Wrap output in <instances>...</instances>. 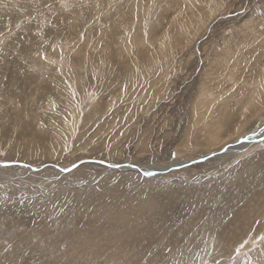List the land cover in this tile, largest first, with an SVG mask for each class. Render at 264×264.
<instances>
[{"label":"rangeland","instance_id":"374dc122","mask_svg":"<svg viewBox=\"0 0 264 264\" xmlns=\"http://www.w3.org/2000/svg\"><path fill=\"white\" fill-rule=\"evenodd\" d=\"M263 94L264 0H0V264H264Z\"/></svg>","mask_w":264,"mask_h":264},{"label":"bare ground","instance_id":"6f19581e","mask_svg":"<svg viewBox=\"0 0 264 264\" xmlns=\"http://www.w3.org/2000/svg\"><path fill=\"white\" fill-rule=\"evenodd\" d=\"M99 1V0H98ZM189 1V0H188ZM182 2V1H181ZM131 3V2H130ZM98 4V3H97ZM140 5H141V3H139ZM208 4V3H207ZM50 5V4H49ZM131 5V4H130ZM19 6V5H18ZM111 6V5H110ZM199 6V5H198ZM100 7V6H99ZM105 7V6H104ZM130 7V6H129ZM179 7V6H178ZM203 7V6H202ZM17 8V7H16ZM125 8H126V6H125ZM83 9V8H82ZM128 9V8H127ZM75 10V9H74ZM97 10V9H96ZM100 10V9H99ZM123 10V9H122ZM130 11V10H129ZM132 11V10H131ZM121 12V11H120ZM195 12V11H194ZM50 13V12H49ZM181 13V12H180ZM205 13V12H204ZM114 14V13H113ZM174 14V13H173ZM250 14V13H249ZM47 15V14H46ZM54 15V14H53ZM100 15V14H99ZM116 15V14H115ZM145 15V14H144ZM205 15H206V13H205ZM91 17V16H90ZM99 17V16H98ZM142 17V16H141ZM195 17V16H194ZM103 18V17H102ZM143 19V18H142ZM100 20V19H99ZM190 20V19H189ZM252 20V19H251ZM102 21H104V20H102ZM145 21V20H144ZM194 22V21H193ZM164 23V22H163ZM212 23V22H211ZM56 24H57V22H56ZM100 24V23H99ZM248 24V23H247ZM210 25V24H209ZM254 25H255V23H254ZM120 26V25H119ZM132 26V25H131ZM180 26V25H179ZM146 27V26H145ZM155 27V26H154ZM187 27V26H186ZM125 28V27H124ZM144 28V27H143ZM208 28V27H207ZM244 28V27H243ZM260 28V27H259ZM154 29V28H153ZM87 30V29H86ZM92 30V29H91ZM9 31V30H8ZM70 32V31H69ZM185 32V31H184ZM202 32V31H201ZM89 33V32H88ZM163 33V32H162ZM122 34H124V33H122ZM187 34V33H186ZM250 34H251V32H250ZM16 35V34H15ZM89 35V34H88ZM177 35V34H176ZM261 35V34H260ZM246 36V35H245ZM250 36V35H249ZM156 37V36H155ZM181 37V36H180ZM203 37V36H202ZM92 39V38H91ZM144 40V39H143ZM142 40V41H143ZM235 40V39H234ZM167 41V40H166ZM166 41H164L165 43H166ZM61 42V41H60ZM163 42V43H164ZM97 43H99V42H97ZM96 43V44H97ZM170 43V42H169ZM86 44V43H85ZM179 44V43H178ZM94 45V44H93ZM103 45V44H102ZM104 45H105V43H104ZM164 45V44H163ZM167 45V44H166ZM172 45V44H171ZM249 46V45H248ZM107 47V46H106ZM164 47H165V45H164ZM163 47V48H164ZM167 47V46H166ZM193 49V48H192ZM130 50V49H129ZM135 50V49H134ZM161 50H163V49H161ZM197 50V49H196ZM207 50V49H206ZM226 50V49H225ZM146 51V50H145ZM209 51V50H208ZM255 51V50H254ZM59 52V51H58ZM139 52V51H138ZM162 52V51H161ZM232 52V51H231ZM163 53V52H162ZM222 54V53H221ZM227 54V53H226ZM104 55V54H103ZM226 56V55H225ZM240 56H242V55H240ZM82 57V56H81ZM221 57V56H220ZM236 57V56H235ZM125 58V57H124ZM219 58V57H218ZM241 58V57H240ZM239 58V59H240ZM228 59H229V57H228ZM110 60V59H109ZM114 60V59H113ZM212 60V59H211ZM225 60V59H224ZM258 60H259V58H258ZM235 61V60H234ZM252 61V60H251ZM209 62V61H208ZM212 62V61H211ZM232 62V61H231ZM210 65V64H209ZM237 65V64H236ZM235 65V66H236ZM75 66V65H74ZM67 67V66H66ZM221 67V66H220ZM204 68V67H203ZM238 68V67H237ZM90 69V68H89ZM213 69V68H212ZM258 69V68H257ZM39 70V69H38ZM41 70V69H40ZM43 70V69H42ZM263 70V69H262ZM47 71V70H46ZM74 71V70H73ZM119 71V70H118ZM223 71V70H222ZM99 72V71H98ZM101 73V72H100ZM181 73V72H180ZM206 73V72H205ZM229 74V73H228ZM235 74V73H234ZM88 75V74H87ZM94 75H95V73H94ZM101 75V74H100ZM121 75V74H120ZM239 75V74H238ZM252 75V74H251ZM96 76V75H95ZM240 76V75H239ZM79 77V76H78ZM234 77V76H233ZM208 78H209V75H208ZM220 78V77H219ZM101 79V78H100ZM222 79V78H221ZM113 81V80H112ZM201 81V80H200ZM260 82V81H259ZM206 83V82H205ZM209 83H210V81H209ZM249 83V82H248ZM211 84V83H210ZM218 84V83H217ZM205 85V84H204ZM206 85H207V83H206ZM214 85V84H213ZM212 85V86H213ZM216 85V84H215ZM244 85V84H243ZM209 86V85H208ZM254 86H255V83H254ZM211 87V86H210ZM214 87V86H213ZM218 87V86H217ZM246 87V86H245ZM203 88V87H202ZM209 88V87H208ZM212 88V87H211ZM215 88V87H214ZM173 89V88H172ZM210 89V88H209ZM167 91V90H166ZM204 91V90H203ZM210 91V90H209ZM263 91V90H262ZM198 92V91H197ZM205 92V91H204ZM203 92V93H204ZM248 92H252V89L250 88L249 89V91ZM85 93V92H84ZM87 94V93H86ZM166 94V93H165ZM244 94V93H243ZM264 95V94H263ZM125 96V95H124ZM202 96H204L203 94H202ZM207 96H208V94H207ZM213 96V95H212ZM216 96V95H215ZM244 96H246V95H244ZM249 98V100H248V105H245V106H243V108H242V110H244V113L245 112H249V110L248 109H250L251 107H253V105H256V107L259 105V103L256 101H253V100H251L250 98L252 97V95H247ZM111 97V96H110ZM205 97V96H204ZM217 97V96H216ZM243 97V96H242ZM208 98V97H207ZM215 98V97H214ZM234 99V98H233ZM216 100V99H215ZM231 100V99H230ZM241 100H242V98H241ZM241 100H239V101H241ZM83 101V100H82ZM212 101H214V100H212ZM212 101H210V102H212ZM233 101V100H232ZM243 101V100H242ZM209 101L207 100V103H208ZM230 102V101H229ZM230 103H232V102H230ZM236 103V102H235ZM246 103H247V101H246ZM260 104H261V102H260ZM148 105V104H147ZM165 105V104H164ZM239 105V104H238ZM58 106V105H57ZM111 106V105H110ZM58 107H60V106H58ZM156 107V106H155ZM206 107H208V109H202V111L199 113V114H197V117H198V119L199 120H201V122L202 123H204V127H205V129H202L201 131L206 135V133L208 132H210L211 131V133L212 134H210L209 136H211V135H213V134H215V133H217L218 134V132H219V130H221L220 128L221 127H223V122H221L220 121V127L217 129V128H215V125H216V123H217V119H216V121L215 122H213L212 121V117L213 116H215L216 114H217V112H218V108H219V114H220V112H222V111H228V110H230L233 106H232V104L231 105H229V104H227V103H221V105H209V106H207L206 105ZM255 107V108H256ZM95 108V107H94ZM112 108V107H111ZM254 108V107H253ZM47 109V108H46ZM56 109V108H55ZM107 109V108H106ZM82 110V109H81ZM259 111V110H258ZM49 112V111H48ZM38 113H39V111H38ZM130 113V112H129ZM216 113V114H215ZM219 114H218V116H219ZM68 115V114H67ZM108 115V114H107ZM111 115V114H110ZM217 116V115H216ZM108 119V118H107ZM140 119V118H139ZM197 119V118H196ZM103 120V119H102ZM101 120V121H102ZM130 120V119H129ZM246 121V120H245ZM127 122V121H126ZM130 122V121H129ZM198 123H199V121H198ZM117 124V123H116ZM119 125V124H118ZM124 125V124H123ZM80 126V125H79ZM97 127V126H96ZM121 127V126H120ZM123 127V126H122ZM200 127V126H199ZM202 127V126H201ZM261 127H263V125L261 126ZM125 128V127H124ZM130 128V127H129ZM133 128V127H132ZM92 129H94V128H92ZM112 129V128H111ZM117 129V128H116ZM120 129V128H119ZM121 130V129H120ZM156 130V129H155ZM199 130V129H198ZM236 130V129H235ZM94 131V130H93ZM200 130H199V132H201ZM77 132V131H76ZM124 133H125V131H124ZM184 133V132H183ZM202 133V134H203ZM148 135V134H147ZM214 136V135H213ZM197 138V137H196ZM262 138H264V129L262 130V129H259V131H257V133H254V134H252L251 135V137L249 138V139H247V140H244L243 141V143H239V144H237L235 147H233L232 148V150L233 151H227V152H225L222 156H219V157H217V159L216 160H219V159H222V158H224V157H228L229 155H232V156H234V155H236V154H238V153H240L243 149H245L246 147H248V146H250L251 144H253L254 142H256V141H258V140H261ZM232 143V142H231ZM80 145V144H79ZM85 148V147H84ZM224 149H227V147H225ZM97 151V150H96ZM90 153V152H89ZM82 156V155H81ZM231 156V157H232ZM235 157V156H234ZM76 163V162H75ZM14 164H17V163H14ZM157 164V163H156ZM161 164V163H160ZM20 165H22V166H15V167H22L23 168V171L24 172H26V173H32V172H34V170H35V168L33 167V166H30V165H27V164H21L20 163ZM104 165H106V166H109V167H112L113 165H111V163L110 164H108V163H104ZM128 166H129V168H127V167H122L123 169H135L136 171H142L143 172V169L145 170L143 173L144 174H146L147 175V173L149 174V173H152V172H157L156 174H154V175H157V174H159L160 172H161V170H160V167H163L162 165H158V166H153V168H149V167H143V166H137V167H132V163H130V164H127ZM180 165H182V164H179V163H177V166L179 167ZM83 166V165H82ZM81 166V167H82ZM177 166H175V167H177ZM8 167V166H7ZM80 167V168H81ZM48 168V167H47ZM46 168V169H47ZM154 168H156V169H154ZM172 168H174V167H172ZM1 169V168H0ZM49 169V168H48ZM51 169L52 170H58L57 172L60 174V175H64V174H67V173H69V172H67V171H65V170H67V169H61V168H59V167H51ZM2 170H3V167H2ZM163 170V169H162ZM17 171V170H16ZM10 172V171H9ZM18 172V171H17ZM146 172V173H145ZM11 173H13V172H11ZM55 173V172H54ZM58 174V175H59ZM12 175V174H11ZM20 175H21V173H20ZM151 175H153V174H151ZM1 176V175H0ZM7 176V175H6ZM5 176V177H6ZM9 177V176H8ZM7 178V177H6ZM10 178V177H9ZM13 178V177H12ZM20 178V177H19ZM110 180V179H109ZM120 180V179H119ZM112 181H114V180H112ZM110 182H111V180H110ZM115 185V184H114ZM89 190V189H88ZM93 190V189H92ZM123 191V190H122ZM106 193H109V192H106ZM85 194V193H84ZM110 194V193H109ZM83 195V194H82ZM88 195V194H87ZM102 195H106V194H103V193H101V196ZM84 196V195H83ZM86 196V195H85ZM73 197V196H72ZM94 197V196H93ZM96 197V196H95ZM82 198V197H81ZM87 198V197H86ZM101 198V197H100ZM110 198L113 200V204H115V203H117V202H120V199H121V197H119L117 194H115V193H112L111 195H110ZM95 199V198H94ZM106 199L107 198H105V196L103 197V198H101V199H99V200H97L96 202H94V204L93 203H91L90 202V200L89 201H85L84 203H81V204H79V209H78V211H75V213L78 215V216H82L81 217V219L83 218L84 220H86V224L85 225H91V226H94L95 224H97V223H99L100 224V228L101 227H104V228H108V229H110V231H109V234L113 237V234L114 233H118V232H115L116 230L115 229H125L126 227H131V226H127V222H128V219L125 217L126 216V214H124L125 216H123V214H121L120 215V221H119V223H114L113 221H109V222H107L106 223V221H105V218L106 217H109L110 215H108V216H106V215H104V214H102V207H105V205L106 204H108L109 202H110V200L109 199H107V200H109L108 201V203L106 202ZM92 200V199H91ZM72 202V201H71ZM80 202H81V200H80ZM205 202V201H204ZM71 204V203H70ZM73 206V205H72ZM77 206V205H76ZM143 206V205H142ZM73 208H75V207H73ZM141 209H142V207H141ZM146 209V208H145ZM77 210V209H76ZM131 210V209H130ZM138 210H140V209H138ZM128 211V210H127ZM125 212V211H124ZM137 212H139V211H137ZM141 212V211H140ZM146 212V211H145ZM24 213V212H23ZM123 213V212H122ZM143 213V212H142ZM136 214V213H135ZM138 214V213H137ZM141 214V213H140ZM148 215H150L149 213H147ZM129 215V214H128ZM134 215V214H133ZM142 215L143 214H141V216L140 217H142ZM77 216V217H78ZM130 216V215H129ZM128 217V216H127ZM138 217H139V215H138ZM130 218V217H129ZM29 219V218H28ZM135 219V218H134ZM139 219V218H138ZM130 220V219H129ZM133 221V220H132ZM136 221V220H135ZM234 221V220H233ZM81 222H82V220H81ZM83 223V222H82ZM85 223V222H84ZM83 223V224H84ZM122 224L121 226H119V224ZM106 224V225H105ZM196 224V223H195ZM98 226V225H97ZM85 227V226H84ZM205 227V226H204ZM113 228V229H112ZM103 229V228H102ZM107 229V230H108ZM134 229V228H133ZM69 230V229H68ZM135 230V229H134ZM134 230H133V232H134ZM147 230V229H146ZM175 230V229H174ZM72 231V230H71ZM82 231V230H81ZM81 231H78V232H81ZM92 231V230H91ZM93 231H94V229H93ZM101 231V230H100ZM165 231V230H164ZM169 231V230H168ZM236 231V230H235ZM84 232V231H83ZM82 232V233H83ZM120 232H123V230H121ZM119 232V233H120ZM199 232V231H198ZM204 232V231H203ZM202 232V233H203ZM89 233V232H88ZM93 233V232H92ZM118 233V234H119ZM154 233H155V231H154ZM86 234V233H85ZM84 234V235H85ZM108 234V235H109ZM147 234V233H146ZM173 234V233H172ZM205 234V233H204ZM219 234V233H218ZM224 234V233H223ZM91 234H87L86 236L88 237V236H90ZM120 235H121V233H120ZM150 235V234H149ZM198 235V234H197ZM200 235V234H199ZM173 236V235H172ZM171 236V237H172ZM201 236V235H200ZM207 236V235H206ZM221 236V235H220ZM224 236V235H223ZM222 236V237H223ZM115 237V236H114ZM120 237V236H119ZM141 237V236H140ZM81 238V237H80ZM93 238V237H92ZM148 238V237H147ZM201 238V237H200ZM88 239V238H87ZM114 239V238H113ZM174 239V238H173ZM208 239V238H207ZM80 240V239H79ZM85 240V239H84ZM90 240H91V238H90ZM103 240H105V239H103ZM154 240V239H153ZM206 240V239H205ZM209 240V239H208ZM92 241V240H91ZM112 241V240H111ZM65 242V241H64ZM87 242H88V240H87ZM101 242V241H100ZM99 242V243H100ZM157 242V241H156ZM184 242V241H183ZM199 242V241H198ZM71 243V242H70ZM94 242H92L91 244H93ZM97 243V242H96ZM123 243V242H122ZM179 243V242H178ZM206 243L208 244V242L206 241ZM88 244V243H87ZM103 244V243H102ZM171 244V243H170ZM170 244H168V245H170ZM235 244V243H234ZM69 245V244H68ZM89 245H90V242H89ZM94 245V244H93ZM101 245V244H100ZM109 245V244H108ZM120 245V244H119ZM137 245V244H136ZM181 245V244H180ZM206 245V244H205ZM209 245V244H208ZM238 245V244H237ZM79 246V245H78ZM77 246V248H79ZM86 246V245H85ZM92 246V245H91ZM90 246V247H91ZM102 246V245H101ZM110 246H113V245H111V243H110ZM115 246V245H114ZM146 246V245H145ZM174 246V245H173ZM215 246V245H214ZM218 245H216V247H217ZM72 247V246H71ZM93 247V246H92ZM103 248V247H102ZM188 248V247H187ZM206 248V247H205ZM215 248V247H214ZM81 250H82V248H80ZM113 249V248H112ZM157 249V248H156ZM121 250V249H120ZM132 250V249H131ZM170 250V249H169ZM207 250V249H206ZM214 250V249H213ZM84 251V250H83ZM126 251H127V249H126ZM167 251V250H166ZM217 251H218V248H217ZM132 252V251H131ZM140 252V251H139ZM186 252V251H185ZM214 253H215V250L213 251ZM223 252V251H222ZM221 252V253H222ZM167 253V252H166ZM206 253V252H205ZM140 254V253H139ZM180 254V253H179ZM207 254V253H206ZM209 254V253H208ZM217 254V253H216ZM110 255V254H109ZM144 255V254H143ZM147 255V254H146ZM218 255V254H217ZM201 256V255H200ZM202 256H203V254H202ZM206 256V255H205ZM212 256H213V254H212ZM222 256V255H221ZM220 256V257H221ZM197 257V256H196ZM219 257V256H218ZM200 258V257H199ZM207 258H208V256H207ZM212 258V257H211ZM143 259V258H142ZM141 259V260H142ZM131 260V259H130ZM175 260V259H174ZM147 261V260H146ZM200 261H201V259H200ZM204 261V260H203ZM152 262V261H151ZM205 262V261H204ZM204 262H203V264H204ZM213 262V261H212ZM167 263V262H166ZM198 263V262H197ZM205 263H207V262H205ZM60 264V263H59Z\"/></svg>","mask_w":264,"mask_h":264},{"label":"water","instance_id":"95a60500","mask_svg":"<svg viewBox=\"0 0 264 264\" xmlns=\"http://www.w3.org/2000/svg\"><path fill=\"white\" fill-rule=\"evenodd\" d=\"M62 169V168H61ZM36 170H38V169H36ZM65 171H67V170H65ZM68 172V171H67Z\"/></svg>","mask_w":264,"mask_h":264}]
</instances>
